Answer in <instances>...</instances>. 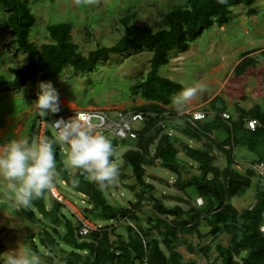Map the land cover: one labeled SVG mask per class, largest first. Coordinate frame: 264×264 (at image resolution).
<instances>
[{
  "label": "trees",
  "instance_id": "trees-1",
  "mask_svg": "<svg viewBox=\"0 0 264 264\" xmlns=\"http://www.w3.org/2000/svg\"><path fill=\"white\" fill-rule=\"evenodd\" d=\"M36 1L0 0V37H10L4 48L13 46L25 57V62L19 67L8 66L5 74L0 73V92L36 81L43 82L68 68L75 72H90L110 55L143 49L151 53L144 77L128 87L130 96H137L144 102L128 109L142 112L145 117L140 127L134 130L137 134L133 140L134 147L124 152L122 165L118 168L120 177L122 170L129 168L138 187V192L134 193L135 201L125 207L108 203L102 188L90 181L82 170L75 169L70 173L65 169L60 158V146L54 145L56 179L87 198L89 206L82 209L83 216L94 223L123 220L131 221L134 226L124 227V238L114 232L112 223L85 237H78L77 223L70 214L62 211L61 203L52 200L51 207H45L46 190L30 207H21L32 219L36 213L50 226L47 230L41 223V232L37 234L38 244L43 248L44 264H200L195 260H183L177 251L181 237L191 234L200 238L220 234L229 236L227 246L214 245L220 264H264V234L259 231L263 222L264 187L258 188L254 203L242 211L235 209L230 202L237 191L230 193L226 188L227 179L242 180L241 187H249L251 178L256 177L252 166L264 164V110L259 105L245 110L235 104L233 114L222 120L220 114L226 113L227 108L224 101L215 96L201 107L204 113L201 121H193L185 115L176 116L178 112L171 108V98L187 86L158 73L159 68L168 63L169 53L184 52L205 29L227 24L232 6L241 4L248 7L249 13H254L253 9H249L252 0H185L183 4H173L161 12L159 26L155 29L135 23L136 13L128 11L117 20L122 29L117 40L108 46L96 44L86 54L80 52L78 44L72 39L73 24L70 21L48 23L43 43L36 44L29 39L36 23L30 4ZM85 30V34L90 36L91 30ZM250 53L240 54L233 68L235 77L246 74L256 65L257 60ZM39 92L35 88L32 95L26 98L35 102ZM165 113L169 114V118L174 116V124L165 123ZM247 120L256 121L257 126L250 130L245 124ZM33 125L32 119L30 126ZM169 127L179 130L188 139L201 142V146L191 148L182 143L178 137L169 134ZM216 131L225 133L223 141L210 136ZM45 138L54 139L50 132H46ZM176 143L181 146L180 150L176 148ZM212 146L224 155L225 165L221 169L213 164ZM235 147L245 148L252 154L250 166L243 173L233 167ZM178 150L195 165L178 158ZM154 162L174 174L173 185L179 191L186 193L187 189H191L189 195L193 202L199 198L201 204L194 203L193 207H188L186 200L179 199L183 206H166L160 198L154 197V186L144 181L145 167L152 166ZM194 168L195 172L183 178V174ZM73 179L79 181L78 185L73 186ZM145 194L152 201L154 214L146 217L149 228L142 229L138 225L141 218L136 212ZM201 225L206 228L204 234L199 232ZM187 249L193 251L190 245ZM2 250L3 245L0 244V253ZM199 250L206 255L209 247ZM243 251L245 254L241 256ZM238 257L240 259L235 260ZM208 264L216 263L212 261Z\"/></svg>",
  "mask_w": 264,
  "mask_h": 264
},
{
  "label": "rangeland",
  "instance_id": "rangeland-1",
  "mask_svg": "<svg viewBox=\"0 0 264 264\" xmlns=\"http://www.w3.org/2000/svg\"><path fill=\"white\" fill-rule=\"evenodd\" d=\"M184 2L185 0H38L30 4L36 23L30 32L29 39L36 44L43 43L46 38L45 26L48 23L70 21L73 24L72 39L78 44L80 52L86 54L93 50L96 44L108 46L117 40L122 32L117 20L128 11L136 13L135 23L155 29L159 26L161 12L173 4ZM249 9H253L254 13H249L248 7L241 4L232 6L227 24L219 27L212 25L205 29L189 44L186 51L169 53L168 63L158 70L160 75L187 87L197 83L203 85V90L198 91L195 97L186 102L180 112L201 111V107L215 96H219L224 101L227 114H233L235 104L245 110L259 105L264 110V0H252ZM85 28L91 30L90 36L85 34ZM9 38V35L0 37V73L4 74L8 66L19 67L25 62V57L15 51V47L4 48ZM248 51H251L250 55L257 60V63L246 74L235 77L233 68L239 61L240 54ZM150 56L151 53L144 49L110 55L106 60L100 61L90 72H75L68 68L60 75L43 82L51 83L57 91L59 112L74 107L78 109L96 107L104 110L128 109L144 103L139 97L130 96L128 87L144 77L148 70ZM40 83L36 81L34 84H26L21 88L0 92V146L12 139L23 138L32 142L37 141L36 132L40 119L31 108L34 102L26 97L32 95L35 88L40 91ZM6 105L8 109L4 108ZM171 108L175 109L172 104ZM9 112L14 113L9 114ZM53 116L55 114H49L47 117ZM32 119L34 125L31 127ZM165 123L170 125L175 122L166 121ZM176 125L181 126L179 123ZM135 126L139 128L140 124L136 123ZM168 129L169 134L178 137L189 147L201 146V142L184 137L179 130L175 131L170 127ZM50 133L56 136L53 130H50ZM210 136L219 142L225 139L223 131L212 132ZM59 146L60 158L65 167L67 148ZM175 146L180 150L181 146L178 143ZM133 147L134 142L127 140L119 142V145L114 148L113 163L117 168L122 165L124 152ZM211 153L214 157L213 164L219 169L223 168L224 155L214 146ZM233 155L235 158L233 167L243 173L245 168L250 166L249 160L252 154L245 148L235 147ZM177 156L188 164L195 165L181 151ZM65 169L70 173L75 171L68 167ZM191 172H195V168L183 174V178L188 177ZM174 180V174L160 167L158 162L145 167L144 181L154 186V197L160 198L166 206H183L179 200L183 199L188 203V207H193L196 202H193L189 195L191 189H187L186 193L179 191L173 185ZM261 187H264L262 182L257 177H252L249 187H240L236 190V195L230 200L231 204L238 211L249 208L254 203L258 188ZM52 188L77 213L79 211L83 214L82 209L89 206L87 198L71 191L59 179L55 180ZM102 191L108 203L125 207L128 203L135 201L134 193L138 192V187L129 168H125L122 170V177L118 174L106 188H102ZM143 197L136 213L141 218L138 225L142 229H147L149 225L146 217H152L154 210L147 194ZM52 200H54L53 195L47 190L44 195V205L47 209L51 207ZM62 211L66 215L71 214L65 207ZM33 217L32 219L27 212L8 198L0 182V244L3 245L0 255L15 251L20 246H27L34 250L33 247L36 245L34 251L41 255L42 264H44V255L41 253L43 248L38 244L37 234L41 232V223L47 230L50 226L41 220L38 214L35 213ZM96 223L101 226L112 223L114 232L122 235L123 238L126 235L124 227L134 226L131 221L123 220ZM199 232L204 234L206 228L201 225ZM181 238L177 251L182 255L183 260H195L200 264H208L212 261L220 264L214 245L227 246L229 243V236L225 234L201 238L191 234ZM187 245L191 246L192 252L187 249ZM59 247L69 250L62 245ZM201 247H209L206 255L199 250ZM244 254L245 251L241 252V256ZM2 259L0 257V260ZM239 259V257L235 258V260Z\"/></svg>",
  "mask_w": 264,
  "mask_h": 264
},
{
  "label": "clouds",
  "instance_id": "clouds-1",
  "mask_svg": "<svg viewBox=\"0 0 264 264\" xmlns=\"http://www.w3.org/2000/svg\"><path fill=\"white\" fill-rule=\"evenodd\" d=\"M40 92L32 105L34 114L44 120L49 114L60 111L59 95L51 83L41 82ZM203 90L200 83L184 88L171 98L177 112L183 110L186 102ZM56 129L54 139L43 138L37 141L12 139L0 146V182L8 198L18 207H30L41 198L46 190L53 187L57 176L54 145L66 146L65 167L79 169L98 187L106 188L119 174L113 163L114 147L112 140L92 128L85 113H77L74 118L58 119L51 124ZM79 181L73 179V186ZM0 264H42V257L27 246L0 255Z\"/></svg>",
  "mask_w": 264,
  "mask_h": 264
},
{
  "label": "built area",
  "instance_id": "built-area-1",
  "mask_svg": "<svg viewBox=\"0 0 264 264\" xmlns=\"http://www.w3.org/2000/svg\"><path fill=\"white\" fill-rule=\"evenodd\" d=\"M77 113H85L87 117L90 119L91 124L96 125L99 124V128H92V132H100L110 138L111 140H115L116 145H113L116 148L119 145V142H125L127 140H135L137 138V134L134 130H136L135 124H141L144 120L145 115L142 112L134 111V110H125V109H112V110H104L96 107H86V108H72L65 110L63 112H58L53 117H48L47 119H40L37 125L36 132V140H40L45 138L46 132H50L53 130L56 135V129L52 127V123H54L58 119H63L64 121H68L75 117ZM169 114L165 113V119L169 118ZM188 116L193 121H201L204 118V113L202 111H194L191 113L186 112H178L176 116ZM229 115L225 112L220 114V118L222 120H227ZM171 119H174V116H171ZM169 123L174 122V120H168ZM171 121V122H170ZM177 123V122H176ZM246 126L253 130L257 123L254 120H247L245 122ZM54 137V136H53ZM55 138V137H54ZM252 168L255 171L256 177L262 182L264 185V164L253 165ZM88 178V176H87ZM89 179V178H88ZM53 195L54 200L58 201L63 205V208H67L71 213L72 219L77 223L76 234L78 237H85L92 231L101 230V225L98 223H94L83 216L79 211L70 206L67 201H65L60 195H58L54 188L49 190ZM196 205L201 204V199H196ZM263 222L259 227V231L264 234V211L262 214Z\"/></svg>",
  "mask_w": 264,
  "mask_h": 264
},
{
  "label": "water",
  "instance_id": "water-1",
  "mask_svg": "<svg viewBox=\"0 0 264 264\" xmlns=\"http://www.w3.org/2000/svg\"><path fill=\"white\" fill-rule=\"evenodd\" d=\"M112 144L116 145L115 140L112 139ZM242 180L239 179H227L226 180V188L230 193H233L236 191L238 188L242 186Z\"/></svg>",
  "mask_w": 264,
  "mask_h": 264
},
{
  "label": "crops",
  "instance_id": "crops-1",
  "mask_svg": "<svg viewBox=\"0 0 264 264\" xmlns=\"http://www.w3.org/2000/svg\"><path fill=\"white\" fill-rule=\"evenodd\" d=\"M81 196H83V195H81Z\"/></svg>",
  "mask_w": 264,
  "mask_h": 264
}]
</instances>
